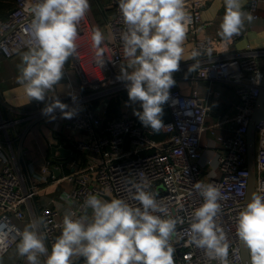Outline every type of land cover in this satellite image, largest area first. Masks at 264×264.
Returning <instances> with one entry per match:
<instances>
[{
    "label": "built area",
    "instance_id": "built-area-1",
    "mask_svg": "<svg viewBox=\"0 0 264 264\" xmlns=\"http://www.w3.org/2000/svg\"><path fill=\"white\" fill-rule=\"evenodd\" d=\"M34 2L15 0L12 13L0 22V53L5 59H13L28 50L30 37L26 30L33 19L30 6ZM208 4L209 0H185V8L191 16L189 39L195 43L192 52L198 51L200 54L188 64L180 62L179 70L173 73L176 83L170 89V99L166 103L171 120L162 129L169 137L164 141L153 139L154 132L145 128L132 115L134 104L122 96L127 90L125 83L117 80V76L128 61L121 39L126 25L117 0H111L107 6L110 15L104 28L95 22L89 8L78 28L74 61L70 68L64 67V72L74 70L77 73L80 90L75 94V102L72 98L61 102L76 110L73 118L65 119L63 129L87 134L88 137L76 140L73 145L79 153L92 156L93 159L87 168L76 169L75 174L63 178L53 174V162L48 160L43 174L55 184L76 181V187L66 192L64 200L69 206L77 204L76 209L72 206L68 209L77 216L85 215L83 204L90 194L104 197L109 192L113 198L123 199L131 206L139 207V202L132 198L135 194L132 185L147 181L150 184L148 190L156 195L158 202L167 210L166 215L157 214L177 221L175 234L170 240L175 249L174 264H218L216 260H209L203 249L189 243L192 214L204 202L194 185L197 182L211 184L222 194V199L218 201L220 211L216 222L227 235L230 244L228 258L231 264H244L242 243L236 236V218L246 206L248 195L250 173L247 134L263 90L264 66L261 62L264 50L247 45L244 51L231 53L238 40L247 35L251 27L249 25H244L241 33L227 44L218 35L219 30L214 35L204 36L213 25L203 20ZM263 4L264 0H251L245 12L252 14V22L262 20L259 11ZM94 29H99L104 35L100 46L103 63L97 57V49L92 46ZM193 64L198 66L189 78L185 71ZM180 80H189L196 85L207 82L232 87L238 98L236 115L217 119L209 125L208 117L212 112L209 101L197 88L190 95H184L179 88ZM210 95L216 98L221 96L214 91ZM115 98L121 101L119 116L105 126L106 110ZM94 105L97 106L93 108ZM38 108L41 109L40 105ZM59 112L57 109L54 114ZM20 115L22 118L16 119L14 116L4 117L0 112V130L8 134L15 131L21 122H30L35 118L31 114ZM228 123L235 124V127L229 130L226 127ZM225 127L230 134L216 137L215 132ZM207 132L213 135V144L223 148L217 164L213 161L203 163V140ZM206 148L210 146L206 145ZM0 164L3 165L0 171L1 259L8 251L17 248L20 233L24 230L19 223L28 221L25 208L33 206L40 187L35 181H27L17 161L11 158L1 143ZM256 172L257 194L264 196V120L256 126ZM63 216L56 209L43 208L38 216L34 215L29 221L31 223L43 217L44 223L38 231L45 234L47 248H52L62 230ZM22 258L17 264L27 262L25 257Z\"/></svg>",
    "mask_w": 264,
    "mask_h": 264
},
{
    "label": "clouds",
    "instance_id": "clouds-1",
    "mask_svg": "<svg viewBox=\"0 0 264 264\" xmlns=\"http://www.w3.org/2000/svg\"><path fill=\"white\" fill-rule=\"evenodd\" d=\"M126 31L122 33L124 56L117 80L125 83L128 100L139 103L141 110L133 111L139 122L152 132L167 127L164 105L175 85L173 73L183 59L184 42L191 23L185 0H117ZM225 14L218 35L225 43L241 33L252 14L243 11L242 0H224ZM90 8L89 0H35L30 6L33 19L26 30L29 47L21 56L17 77L29 98L47 103L41 114L55 120L57 109L62 118L71 119L75 109L48 93L64 78V65L77 52L78 28ZM92 46L102 60L104 35L99 29L92 33ZM193 51L191 58L199 56ZM198 65H190L193 72ZM71 95L75 102V95ZM133 199L141 206L134 207L120 198L110 202L90 194L83 208L92 214L77 216L68 211L62 220L61 234L51 251L46 247L45 234L38 231L43 217L25 226L20 233L17 252L27 264H75L84 258L85 264H174L175 249L170 243L177 221L165 219V207L149 191L147 181L133 183ZM195 189L203 197V204L195 209L190 224L189 243L203 249L209 260L231 264L229 241L217 224L222 194L211 184L197 182ZM236 236L249 253V264H264V196L253 194L236 218ZM2 243V241H0Z\"/></svg>",
    "mask_w": 264,
    "mask_h": 264
},
{
    "label": "crops",
    "instance_id": "crops-1",
    "mask_svg": "<svg viewBox=\"0 0 264 264\" xmlns=\"http://www.w3.org/2000/svg\"><path fill=\"white\" fill-rule=\"evenodd\" d=\"M250 2L251 0H242L243 11L249 7ZM90 13L95 22L104 28L106 19L102 15H96L91 6ZM224 14V0H209L208 7L203 14V20L204 22L213 25L207 29L204 36L214 35L215 31L219 30V25ZM259 15L262 19L259 22H245V25L251 27L249 28L247 35L240 38L236 45L232 47V54L244 51L247 45H251L254 49L264 50V4L259 11ZM194 46L195 43L189 39L188 29L186 40L184 42L185 51L183 59L180 62L188 64L194 60L191 58ZM22 54L8 60L0 53V112L4 117L14 116L16 119H20L22 118L20 113H26L35 115V118L30 122H21L16 127L15 131H10L8 134L5 131L0 130V143L8 151L11 158L14 159V161H17L19 164L18 168L26 175L27 181H35L40 187V193L37 195L33 206L25 208L28 221L19 223L20 226L25 228V226L30 223L29 221L33 216H38L43 208H53L58 210L61 214H65L69 207L72 206H69L66 200H64V197L66 192H71L76 187V181H65L60 184L52 183V180L46 178L43 174V169L47 161L51 160L53 162V174L57 176L54 170H58L59 175L57 177L63 178L75 174L76 169L80 170L87 168L91 164L93 158L92 156L79 153L73 145L76 140L88 137L86 136L87 134L64 130L63 125L65 119L62 118L60 112L59 114H54L56 117L55 120H51L49 117L42 115L41 109L45 106V103L48 102L47 99L44 102L36 100L29 101L23 86L18 83L17 80ZM73 61V56L69 57L64 67L67 69L70 68ZM261 64L264 66V58L262 59ZM185 72L189 78L194 74V71L189 72L188 69ZM64 73V78L54 87V90L48 93L49 99L57 97L60 101L65 102L71 98L70 93L75 95L79 92L81 85L77 73L74 70H69ZM179 88L184 95H190L192 90L197 88L206 98V101H209L208 103L212 109V112L208 117L209 125H212L217 119L232 118L237 113L238 98L234 89L230 86L223 84L211 85L207 82H201L196 85L192 84L189 80H180ZM212 91L219 92L221 96L219 98L215 97L216 99L213 100L210 95V92ZM125 93H127V91L123 93V97L125 96ZM126 100H128V98H126ZM120 104L121 101L119 100V106ZM38 105H40L41 109L38 108ZM164 107V110L169 111L167 105ZM134 109L141 110L139 103L134 104L132 107V115H134ZM166 119L165 123L171 120L170 111L169 115L167 114ZM226 127L231 130L235 127V124L228 123ZM226 127L222 131H216V137L229 135L230 132L229 130H226ZM163 134L165 136L164 139L169 137L166 133L163 132ZM8 137L10 138V141H8ZM213 139L211 132H207L203 140V163L205 164H207L208 161H213L217 164L218 156L223 152L222 146L219 144H213ZM206 145H209L210 148H206ZM54 149H56V152H53ZM62 150L68 151L69 154L63 156ZM2 167L3 165L0 164V171ZM97 197L109 202L114 199L109 192H107L104 197ZM76 207L77 204L72 206L74 209H76ZM85 214L91 217L92 210H85ZM61 231L62 230H60L57 237L61 234ZM48 249L50 252L51 248ZM22 259V256L17 252V248H14L1 257L0 264H17L21 262ZM40 260L41 264H44L46 256L40 257ZM74 260L75 264H80L84 261V258H74ZM25 264H27V262Z\"/></svg>",
    "mask_w": 264,
    "mask_h": 264
},
{
    "label": "water",
    "instance_id": "water-1",
    "mask_svg": "<svg viewBox=\"0 0 264 264\" xmlns=\"http://www.w3.org/2000/svg\"><path fill=\"white\" fill-rule=\"evenodd\" d=\"M13 10L10 11V14ZM215 100V96L212 97ZM264 120V83H263V90L261 92V96L257 102L255 107L251 124L249 127V131L247 134V141H248V170L250 173L249 178V188H248V195L246 204L250 202L253 194H257L256 188V180H257V172H256V126L261 121ZM56 152V149L53 150ZM69 154L68 151L62 150V155L67 156ZM55 174L58 176V170H54ZM242 255L244 264H249V253L247 248L242 244Z\"/></svg>",
    "mask_w": 264,
    "mask_h": 264
},
{
    "label": "trees",
    "instance_id": "trees-1",
    "mask_svg": "<svg viewBox=\"0 0 264 264\" xmlns=\"http://www.w3.org/2000/svg\"><path fill=\"white\" fill-rule=\"evenodd\" d=\"M15 0H0V21L6 20L9 17V12L14 8ZM111 0H90L89 4L92 8V10L95 12L96 15H102L105 19L108 18L110 15V12L107 10V6L110 3ZM125 97V98H124ZM123 98H128V94L125 93V96ZM97 105H94L93 108H95ZM166 106V104L164 105ZM165 108V107H164ZM168 112V113H167ZM167 114L169 115V111L164 110L163 120L165 123V120H167ZM119 116V98H115L110 103L109 107L106 110V115L104 116V125L107 126L109 122L112 120L118 118ZM165 136L162 132V130L158 133H155L154 139L156 141H164ZM85 263V261H82L80 264Z\"/></svg>",
    "mask_w": 264,
    "mask_h": 264
}]
</instances>
